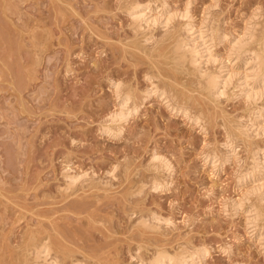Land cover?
<instances>
[{"label":"rangeland","instance_id":"rangeland-1","mask_svg":"<svg viewBox=\"0 0 264 264\" xmlns=\"http://www.w3.org/2000/svg\"><path fill=\"white\" fill-rule=\"evenodd\" d=\"M148 1L0 0L3 264L42 263L33 253L45 239L54 244L58 264H74L75 259L82 264H138L161 248L174 254L185 246L207 249L199 264H264V236H259L264 234L263 164L256 177L237 179L258 169L250 158L258 149V159L264 155V133L256 135L249 126L250 142L232 122L249 124L252 110L264 109V94L250 102L233 78L223 98L213 99L197 89L193 67L180 68L171 58L175 38L183 32L188 37L184 9L195 26H214L222 35V42L215 35L211 49L229 66L235 57L231 45L247 27H256L257 41L249 46L264 39V0ZM163 2L176 14L168 33L162 23L151 25L153 30L132 24L129 8L135 3L149 4L154 13ZM242 60L235 58L229 68L244 72L252 67V61L246 65ZM220 61L207 66L218 70ZM118 81L123 91H132L129 104L136 103L137 110L112 123L110 115L120 106ZM154 84L178 96L200 119L176 111L159 94L146 95ZM106 123L115 130L121 127L120 132H105L101 127ZM207 153L222 155V160L214 166ZM225 154L228 162L223 163ZM154 155L165 157L172 167H162ZM65 169L86 172L81 177L87 181L80 177L82 183L79 179L67 189ZM231 199H242L243 208L235 213L228 205ZM254 207L263 213L257 227L247 213ZM141 219L156 221L155 226L148 230Z\"/></svg>","mask_w":264,"mask_h":264},{"label":"bare ground","instance_id":"bare-ground-1","mask_svg":"<svg viewBox=\"0 0 264 264\" xmlns=\"http://www.w3.org/2000/svg\"><path fill=\"white\" fill-rule=\"evenodd\" d=\"M138 1V0H137ZM164 1V0H163ZM145 2V1H144ZM148 2H153L152 0L151 1H148ZM136 5H133V6H131V8L132 9H130L129 8V10H131V15H132V24H134L135 26L137 25L138 27H143L142 29L144 30V29H146V28H149V26H151V25H153V27H154V25L155 24H159V23H162L163 24V26L165 25L166 27L165 28H167L168 26H170L171 25V18L172 17H174L175 18V12H174V10L171 12L170 10H168V6H167V4H165L164 2L160 5V7L158 8V10H156V11H154V13L152 12L153 10L151 9V7L152 6H150L149 4L148 5H145V6H141L140 4L141 3H138V5H137V3H135ZM147 4V3H146ZM142 5H143V3H142ZM154 5V4H153ZM189 5V4H188ZM156 9V8H155ZM171 9V8H170ZM174 9V8H173ZM179 9V8H178ZM176 11V10H175ZM178 11V10H177ZM180 11V10H179ZM178 11V15L177 16H179L180 15V12ZM174 12V13H173ZM181 12H182V10H181ZM128 13H130L129 11H128ZM177 13V12H176ZM175 14V15H174ZM181 16L183 17V16H185V18L187 17L188 19H189V21L187 20V23L185 22L184 23V25L183 26H185L186 27V30H185V32H188V37L186 38V37H183V36H185L184 35V32H183V35L180 33V35H178V36H180V37H178V38H175V40H174V43H173V50H171L169 47V49L172 51V53H173V57H171V58H173L174 60V63H176V65H182L183 67H185L186 65L185 64H189L191 67H193V71L195 72V74H197V76L196 77H198V79H199V81L197 82V84H198V90L200 89L199 87H201L202 89H204L203 91H205L206 90V94H210V96L212 95L214 98L213 99H218V97H222L224 94H226L227 93V87L230 85V84H232V83H234L233 82V78H236V83L235 84H233L235 87H239V90H240V94L242 93V94H244L246 97L245 98H247V100H250V102H252V103H254L255 104V102L264 94V39L262 40L260 37V39L261 40H259L258 42H257V45L256 46H249L250 45V43L252 42V41H254V40H256L257 41V39H255V36H256V32H254L255 30H256V27H254L255 28V30H253L252 28L250 29L249 27H247V29H245L246 31L245 32H243V34L242 33H240L241 34V36L240 37H238L236 40V42L234 43V45H231L232 46V51H233V54H235V55H233V56H235L234 57V59L235 58H239V59H242L243 58V60L242 61H244L245 63H246V65L250 62V61H252L251 63H253V65H252V67L251 68H247L245 71H244V69H243V71L244 72H240V70H233V69H231V68H229V66L231 65V63H233V61H234V59H233V61L232 62H230L229 64V66H228V64H226L224 61H222V59H221V57H220V59H221V61H220V59L217 57V54L215 55V53H214V51H213V49H211V47L213 46V40L215 39H217V38H215V35L217 34L218 36L220 35V34H218V30L217 31H215V29L212 27V26H208V28H206V27H197V26H195L191 21H190V19L192 18L190 15H189V11L188 10H184L183 9V12L181 13ZM191 17V18H190ZM253 17H255V16H253ZM204 20V19H203ZM207 20V19H206ZM134 21H135V23H134ZM170 21V22H169ZM204 22V21H203ZM206 22V21H205ZM168 23L170 24V25H168ZM175 24V23H174ZM202 24V23H201ZM205 24V23H204ZM213 24V23H212ZM255 24H257V23H255L254 22V25ZM144 25H146V28H144ZM168 25V26H167ZM198 25V24H197ZM253 25V24H252ZM204 26V25H203ZM138 27L137 28H135V29H138ZM153 27L151 26V29L153 30ZM251 27V26H250ZM170 28V27H169ZM204 28H206V29H204ZM141 29V30H142ZM150 29V30H151ZM173 29V28H172ZM217 29V28H216ZM264 29V28H263ZM151 30V31H152ZM221 30V29H220ZM149 31V30H148ZM165 31H166V29H165ZM177 31V30H176ZM175 31V32H176ZM248 31V32H247ZM150 32V31H149ZM169 32V30H168V28H167V31L166 32H163L164 34H166V33H168ZM217 32V33H216ZM264 32V31H263ZM263 32H262V36H263ZM179 33V32H178ZM259 33V32H258ZM173 34H174V32H173ZM177 34V33H176ZM187 35V34H186ZM150 36V35H149ZM161 36V35H160ZM163 36V35H162ZM168 36H169V34H168ZM172 36V35H171ZM171 36H169V38H171ZM176 36V35H175ZM222 36V35H221ZM221 36H219V38L221 37ZM224 36H226V35H223V37ZM259 36V35H258ZM257 36V37H258ZM148 37V36H147ZM146 37V38H147ZM228 37V36H227ZM145 38V37H144ZM149 39V41H150V37H148ZM218 38V39H219ZM222 38V37H221ZM221 38H220V40H221ZM143 39V38H142ZM142 39H141V41H142ZM152 39H153V36H152ZM151 39V40H152ZM155 39V38H154ZM159 39V38H158ZM172 39V38H171ZM224 39V38H223ZM226 40V39H225ZM235 40V39H234ZM145 41H147V40H145ZM155 41H156V39H155ZM217 41V40H216ZM219 41V40H218ZM144 42V41H143ZM154 42V41H153ZM220 42V41H219ZM221 42H222V40H221ZM215 43H217V42H215ZM214 43V44H215ZM254 43V42H253ZM138 44H140V43H138ZM147 44V43H146ZM150 44H151V42H150ZM212 44V45H211ZM255 44V43H254ZM170 45V44H169ZM171 45H172V43H171ZM216 45V44H215ZM139 47V46H138ZM151 47V46H150ZM231 48V47H230ZM168 51V50H167ZM217 51V50H216ZM215 51V52H216ZM169 52V51H168ZM167 57H168V55H167V53L165 54ZM230 56V55H229ZM169 57H170V55H169ZM246 57V58H245ZM223 58V57H222ZM225 58H227V57H225ZM229 58V57H228ZM247 58H249L250 60H247ZM172 60V59H171ZM223 60H225V59H223ZM172 61V62H173ZM217 61H220V66H219V68H218V70L215 68V70H213V69H211L209 66H207L209 63H215V62H217ZM236 61V60H235ZM239 62V61H238ZM202 63H203V65H202ZM219 63V62H218ZM227 63H228V61H227ZM236 63V62H235ZM240 63V62H239ZM245 63H243V64H245ZM173 65V64H172ZM233 65V64H232ZM188 66V65H187ZM186 66V67H187ZM212 66V65H211ZM214 66V65H213ZM217 66V65H216ZM173 67V66H172ZM237 67V66H236ZM235 67V68H236ZM247 67V66H246ZM249 67V66H248ZM174 68H175V64H174ZM180 68H182L181 66H180ZM213 68V67H212ZM185 69V68H184ZM183 69V70H184ZM190 69L191 68H189V74H190ZM175 70H176V68H175ZM177 70H180V69H178L177 68ZM187 70V69H186ZM191 70V71H192ZM187 72V71H186ZM160 74V73H159ZM159 74H158V76H159ZM154 75V76H153ZM153 75H151V76H153L154 78H155V74H153ZM152 77V78H153ZM156 78H157V76H156ZM159 78H161V77H159ZM150 79V78H149ZM197 79V80H198ZM154 80V79H153ZM155 83V82H154ZM115 88H116V92H117V96H118V98H119V109L117 108V110L115 111L114 110V112H112V114L110 115V118H111V121H112V123L113 122H119V123H121L120 121H124V120H126V118L129 116V114H131L134 110H137L136 109V103H132V105H130L129 103H130V100L132 99V96H134V95H132V91H130V90H126L127 92H125V90L123 91L122 90V84L120 85V83H119V81H118V83H115ZM160 86V85H159ZM165 86V85H164ZM232 86V85H231ZM148 88V87H147ZM230 88V87H229ZM167 89V88H166ZM165 88H160V87H158V85H153L150 89H146L147 91L145 92L146 93V95H148V96H150V95H152L153 93L154 94H159L160 96H162V98L163 99H165L166 101H163V99H162V101L163 102H166L168 105H172L173 107V109L175 108V110L176 111H179V110H181L182 112H184V114H187L188 115V117L190 116V117H192V119H194L196 122L200 119V116L198 115V113L196 114V116L195 115H193L194 113H191V112H189V110L187 109V108H185V104L183 105V104H180V102H178L177 100H176V97H178V96H174L173 94H168V92H167V90H166ZM201 89V90H202ZM234 89V88H233ZM172 90V89H171ZM237 90V89H236ZM239 90L237 91V92H239ZM131 93H130V92ZM169 91H170V89H169ZM232 90H228V92H231ZM172 92V91H171ZM234 92V91H233ZM134 93V92H133ZM144 93V94H145ZM174 93V92H173ZM205 93V92H204ZM145 95V96H146ZM158 95V96H159ZM203 95V94H202ZM222 95V96H221ZM228 95V94H227ZM230 95V94H229ZM233 95V94H232ZM232 95H230V97L232 96ZM234 95H237L236 94V92H235V94ZM233 95V96H234ZM147 96V97H148ZM144 97V96H143ZM207 97V96H206ZM263 97V96H262ZM145 98V97H144ZM208 98V97H207ZM223 98V97H222ZM227 98H228V96H227ZM233 98V97H232ZM178 99V98H177ZM211 99H212V97H211ZM210 99V100H211ZM263 99V98H262ZM219 100V99H218ZM222 100V99H221ZM132 102L134 101V100H131ZM213 101V100H212ZM215 101V100H214ZM264 101V100H263ZM222 101H220V102H218L217 104H219V103H221ZM248 102V101H247ZM249 102V103H250ZM166 103H164V104H166ZM214 103V102H213ZM166 104V105H167ZM216 104V103H215ZM216 104V105H217ZM251 104V103H250ZM249 104V105H250ZM254 104H252V105H254ZM257 104V103H256ZM259 104V103H258ZM167 105V106H168ZM261 106V105H260ZM249 107H251V106H249ZM248 107V108H249ZM258 107V106H257ZM261 108V109H260ZM259 109H257V108H255V109H253L252 110V116H250V117H252V118H250L251 119V122H248L249 120L247 119V122L249 123V124H247L246 123V121H245V123H243L242 121H237L238 123H236V121H232V122H235V124H238L237 126H238V129L236 128V130H239V133H241V135L243 134V135H245L246 137H248L247 139H249V137L252 135L251 133L252 132H254L256 135H262V133H264V123H263V112H264V109H262L263 107H260ZM224 110V109H223ZM251 111V109L248 111V112H250ZM225 112V111H224ZM200 114V113H199ZM248 114H250V113H248ZM201 115V114H200ZM228 119V118H227ZM238 119H239V116H238ZM238 119H236V120H238ZM201 120H202V116H201ZM200 120V121H201ZM232 120H234V119H232ZM241 120H243V119H241ZM229 122V121H228ZM109 123H110V121H109ZM118 123V124H119ZM230 123V122H229ZM243 123V124H242ZM107 125L105 126V127H101V128H103L102 130H104L105 132H110V133H112V132H117V131H119L120 129H121V127H116L117 129L115 130V129H113L114 127H111V125H108V123H106ZM115 124H117V123H115ZM231 124V123H230ZM234 124V123H233ZM233 124L231 125V126H233ZM104 126V125H103ZM117 126V125H116ZM119 126H121V124H119ZM230 126V125H229ZM236 125H235V127H237ZM247 126H248V129H246L247 128ZM249 126L251 127L252 126V128L254 127V129L256 130H254V129H252V130H254V131H252V132H250V128H249ZM244 127H246L245 129H244ZM231 128V127H230ZM231 130H232V128H231ZM228 131V130H227ZM120 132V131H119ZM229 132H230V130H229ZM233 132V131H232ZM118 133V132H117ZM231 134V133H230ZM232 135V134H231ZM240 135V134H239ZM235 136H237V135H235ZM234 136V137H235ZM253 136H255V135H253ZM252 136V137H253ZM231 138H233V137H231ZM240 138V137H239ZM245 138V137H244ZM253 139H254V137H253ZM253 139H251V140H253ZM257 139V138H256ZM244 141H245V139H244ZM249 141H250V139H249ZM251 142V141H250ZM249 142V143H250ZM233 143V142H232ZM227 144H229V145H232V144H230V143H227ZM227 144L226 143H224V145H226L227 146ZM223 147H225V146H223ZM230 147V146H229ZM239 147V146H238ZM259 147V146H258ZM257 147V148H258ZM236 148V147H235ZM256 148V149H257ZM261 148V147H260ZM227 149V148H226ZM230 149V148H229ZM228 149V150H229ZM254 149V148H253ZM262 149V148H261ZM260 149V150H261ZM228 150H226V151H228ZM231 150H233V148L231 149ZM236 150V149H235ZM235 150H233L234 152V154L236 153V151ZM250 150H251V148H250ZM259 150V149H258ZM258 150H254L253 152L252 151H249V152H252V158H250V159H253V161H255V164H256V166L258 167V169H256V171H254L255 170V166L253 167V165H252V169H253V172H251L252 170H250V169H248V171H250V172H246V173H241V175L239 176V178L237 177V179H239V182H242V181H245L246 179H248V178H250V177H256V175L259 173V171H261V169H260V166H261V164L260 163H262L263 165H262V167L264 168V160H263V158H264V153L262 154L261 153V151H260V153H261V158H259L258 159V155H260L259 154V152H256V151H258ZM225 151V152H226ZM230 151V150H229ZM213 152V151H212ZM230 152H232V151H230ZM232 153V154H233ZM214 154V153H213ZM210 154V153H207L206 154V159H207V161L208 160H210V161H212L213 163H214V166L215 165H217V163H215L216 161H218V160H222V155L220 156V157H218L219 155L218 154ZM219 154H221V153H219ZM239 154V153H238ZM257 154V155H256ZM230 155H231V153H230ZM229 155V156H230ZM228 155H226L225 154V156H224V159H223V163H225V161H227L228 160V157H227ZM234 156V155H233ZM250 156V155H249ZM154 157V159L155 160H159L160 162L159 163H161L160 165H162V167H165L167 170L168 169H170L172 166H171V163L168 161V159H166L165 157H163V156H161V155H154L153 156ZM229 160H230V158H229ZM252 161V160H251ZM252 161V163H254ZM228 162V161H227ZM238 162V161H237ZM158 163V164H159ZM212 163V164H213ZM241 163H242V161H241ZM220 164H222L221 162H220ZM213 166V165H212ZM219 166H221V165H219ZM251 166V165H250ZM261 167V168H262ZM262 168V169H263ZM71 169V168H70ZM73 169V168H72ZM66 170V169H65ZM69 169H67L66 171H65V177H66V188L67 187H69L70 186V188L72 187L71 185H73V184H75L77 181H79V179H80V177L82 176L81 174H86L87 175V173L85 172V173H81V174H78V173H70V171H72V170H70V171H68ZM264 170V169H263ZM77 172V171H76ZM257 174H256V173ZM264 172V171H263ZM261 174V173H260ZM88 176V175H87ZM87 176H83L84 178L85 177H87ZM82 178V177H81ZM84 178H82V180H84ZM87 179H89V177L87 178ZM256 179V178H255ZM81 180V179H80ZM82 180H81V183H82ZM85 180H86V178H85ZM87 181V180H86ZM248 181V180H247ZM84 183H85V181H83ZM160 182V181H159ZM260 182V181H259ZM83 183V184H84ZM156 183V182H155ZM261 183V182H260ZM77 184V183H76ZM76 184H75V186H76ZM156 184H158V183H156ZM259 184V183H258ZM263 184V182L260 184V185H262ZM68 185V186H67ZM78 185V184H77ZM74 186V185H73ZM256 186H257V184H256ZM259 186V185H258ZM253 187H255V185H253ZM65 188V187H64ZM257 188V190H258V188H260L261 189V187L259 186V187H256ZM256 188H255V190H256ZM68 189V188H67ZM254 189V188H253ZM252 189V190H253ZM247 192V191H246ZM247 193H250V192H247ZM251 194V193H250ZM247 198V197H246ZM264 198V197H263ZM233 200H235V199H233ZM232 199L230 200V202H229V206L231 207V209L236 213V211H238L242 206H243V201H242V199H241V201H233ZM264 200V199H263ZM261 201V200H260ZM262 202H264V201H262ZM252 206V205H251ZM253 206H254V204H253ZM225 207H227V206H225ZM243 208V207H242ZM227 209V208H226ZM241 210V209H240ZM248 212V215H249V217H248V219L250 220V221H253V222H251V223H254V225L257 227V225H259V220L261 221V219H262V217H263V213H262V211L260 210V208L259 207H254V208H252V209H248L247 210ZM155 216V218L157 219L156 221L158 222L159 220H158V218L156 217L157 215H153V217ZM143 219V218H142ZM141 219V220H142ZM153 220H155V219H153L152 218V221ZM140 221V220H139ZM155 221V222H156ZM168 220H166V222H167ZM140 222H142L141 223V225L144 223V225L143 226H147L148 225V230H149V226L151 225H153L155 222H153L152 224L150 223H147L148 221H146V220H142V221H140ZM161 222V221H160ZM263 222H264V220H263ZM173 223V222H172ZM162 224V223H161ZM168 224H171V222L170 223H168ZM250 225V224H249ZM252 225V224H251ZM150 226V228H152ZM153 226H155V224L153 225ZM264 227V226H263ZM147 228V227H146ZM154 228V227H153ZM158 228H160V227H158L157 226V228L156 229H158ZM255 228V227H254ZM253 228V229H254ZM261 229V228H260ZM262 231H264V230H262ZM257 232V231H256ZM261 235H263L264 236V234L262 233L261 234V232H260V234H259V236H261ZM49 238V237H48ZM263 238V237H262ZM49 240L50 239H45V240H42L43 242L41 243V241H40V243L41 244H39L38 245V247L36 248V250H34V252L36 251V253H33L34 254V257L33 258H36V259H38L39 261H38V263H40V262H42L43 264H58V260H57V258H56V256H52V250H53V248L55 247L54 246V244L52 243V242H49ZM264 241V240H263ZM51 243L53 244V246L54 247H52V245H51ZM33 245H34V243H33ZM183 245V244H182ZM36 246V245H35ZM185 246V245H184ZM191 247V246H190ZM189 248V247H188ZM193 248H195V247H193ZM202 247L200 246V248L198 249V248H196V249H186V246L184 247V248H182V250L179 252H176V253H169L166 249H163V248H161V250H157V251H155V253L153 254V256L151 257V258H149V260H147V259H145V260H147V261H145V260H143L142 258H140V261H137L138 262V264H177V263H180V264H199V262L200 261H202L201 259H202V257H204V255H205V251H207V249L206 250H204L203 248L201 249ZM56 249V248H55ZM55 249H54V251H55ZM184 249H186V250H184ZM57 250V249H56ZM141 256V255H140ZM25 260V259H24ZM79 260V259H78ZM78 260H76L75 259V262H74V264H82L83 262H79ZM137 260H139V259H137ZM26 261H27V258H26ZM26 261H24V262H26ZM36 261V260H35ZM82 261V260H81ZM0 263H2V262H0ZM34 263H36V262H34ZM42 263H40V264H42ZM3 264V263H2ZM85 264V263H84Z\"/></svg>","mask_w":264,"mask_h":264}]
</instances>
